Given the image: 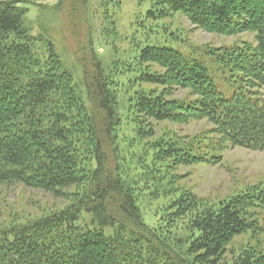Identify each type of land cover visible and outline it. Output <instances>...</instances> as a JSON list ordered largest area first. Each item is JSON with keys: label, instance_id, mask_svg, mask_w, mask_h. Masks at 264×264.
<instances>
[{"label": "trees", "instance_id": "16d2710c", "mask_svg": "<svg viewBox=\"0 0 264 264\" xmlns=\"http://www.w3.org/2000/svg\"><path fill=\"white\" fill-rule=\"evenodd\" d=\"M252 2L150 0L146 12L155 20L179 12L207 32H252L254 43L213 49L215 61L236 73L235 87L219 91L210 69L177 49L144 46L138 66L151 63L163 71L142 67L134 73L132 60V68L116 63L115 70L124 69L119 82L93 56L82 61L87 106L52 44L29 33L27 7L0 0V187L21 184L64 200L70 196L64 190L76 188L60 210L0 225V264H264V247L258 244L226 256L236 236L260 230L264 186L217 204L173 189L153 222L144 219L134 195L140 183L150 200L163 192V184L154 182L162 177L157 164L215 165L227 147L264 150V3ZM118 82L130 93L126 102L134 138L119 139ZM180 88L188 96L169 99ZM200 119L213 128L191 143L143 141L153 134L150 120ZM250 131L259 136L244 137ZM118 142L129 152L125 161L135 159L129 177L120 171L124 158ZM129 181L138 188L126 186Z\"/></svg>", "mask_w": 264, "mask_h": 264}, {"label": "rangeland", "instance_id": "374dc122", "mask_svg": "<svg viewBox=\"0 0 264 264\" xmlns=\"http://www.w3.org/2000/svg\"><path fill=\"white\" fill-rule=\"evenodd\" d=\"M27 7L24 24L29 33L50 42L60 60L62 69L71 75L75 83L77 96L88 106V99L83 85L82 61L90 60L91 56L99 60L105 74L115 81L121 82L122 67L163 71L158 66L147 63L138 66L137 56L144 46H168L190 55L205 64L212 74L216 88L226 92L238 85L235 72L215 61L213 49L240 45L242 42L254 43L252 32H241L233 35H223L207 32L192 24L182 13L170 14L159 20L149 19L146 12L150 7V0H18ZM259 2V3H258ZM264 3V0H253L252 5ZM131 60L135 63L129 65ZM132 77V74L126 75ZM118 82V83H119ZM120 84V83H119ZM146 89L157 88L153 85H141ZM115 94L116 112L121 123L119 139L135 137V126L130 123L131 111L127 104L130 95L126 86L117 85ZM264 98V87L260 89ZM169 99H183L188 96L187 89H176L170 93ZM89 109V107H88ZM153 134L143 141L148 144L161 138L177 140L179 143H191V140L208 130L213 125L206 119L192 120L187 123L172 121L153 122ZM141 127H145L141 125ZM259 136L258 131L248 132L244 137ZM123 164L120 171L127 177L131 176L132 162L125 161L129 152L125 145L118 142ZM146 146V145H145ZM150 148V147H148ZM140 149V147H134ZM147 149V148H146ZM141 151L138 152L140 154ZM151 155L148 154V156ZM112 165L115 164L111 158ZM161 179L154 177L155 183L163 184V192L157 194L156 199L150 200L148 190L140 183L135 192L136 201L144 219L153 222L154 215L168 200L167 192H190L210 204H217L231 198L251 186H264V150H252L245 147H227L222 152V159L215 165L196 164L179 165L165 163L157 164ZM156 166V167H157ZM141 174L138 175L140 177ZM158 176V175H157ZM153 178V177H152ZM132 190L138 188L133 181L125 183ZM70 196L61 198L40 189L25 187L21 184H9L0 187V225L21 223L29 218L38 217L46 212L60 210L68 205L75 195L76 188L65 189ZM260 212L259 209L253 210ZM160 214V213H159ZM158 214V215H159ZM259 229L257 233H247L236 236L228 246L229 253H236L241 246L264 247V211L259 214ZM260 231V232H259ZM183 246L177 250L181 251Z\"/></svg>", "mask_w": 264, "mask_h": 264}]
</instances>
